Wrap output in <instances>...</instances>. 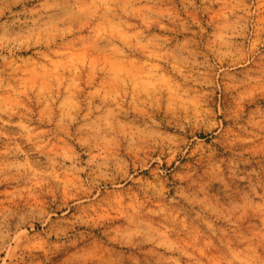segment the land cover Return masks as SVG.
<instances>
[{
	"label": "clouds",
	"instance_id": "9594fccd",
	"mask_svg": "<svg viewBox=\"0 0 264 264\" xmlns=\"http://www.w3.org/2000/svg\"><path fill=\"white\" fill-rule=\"evenodd\" d=\"M0 196V264H264V0H0Z\"/></svg>",
	"mask_w": 264,
	"mask_h": 264
},
{
	"label": "rangeland",
	"instance_id": "374dc122",
	"mask_svg": "<svg viewBox=\"0 0 264 264\" xmlns=\"http://www.w3.org/2000/svg\"><path fill=\"white\" fill-rule=\"evenodd\" d=\"M3 198H4L3 196H0V199ZM33 255H35L38 258L37 264H49V254L47 253L46 248L42 247L40 249L35 250Z\"/></svg>",
	"mask_w": 264,
	"mask_h": 264
}]
</instances>
